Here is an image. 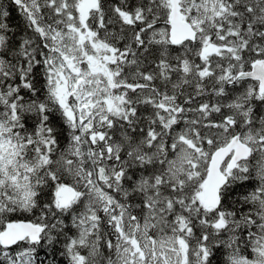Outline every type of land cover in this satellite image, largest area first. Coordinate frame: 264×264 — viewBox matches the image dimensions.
<instances>
[{
	"label": "snow or ice",
	"instance_id": "obj_1",
	"mask_svg": "<svg viewBox=\"0 0 264 264\" xmlns=\"http://www.w3.org/2000/svg\"><path fill=\"white\" fill-rule=\"evenodd\" d=\"M0 264H264V0H0Z\"/></svg>",
	"mask_w": 264,
	"mask_h": 264
},
{
	"label": "trees",
	"instance_id": "obj_2",
	"mask_svg": "<svg viewBox=\"0 0 264 264\" xmlns=\"http://www.w3.org/2000/svg\"><path fill=\"white\" fill-rule=\"evenodd\" d=\"M12 12H13V19H14V20L18 19V17L16 16V12H15L14 9L12 10Z\"/></svg>",
	"mask_w": 264,
	"mask_h": 264
}]
</instances>
